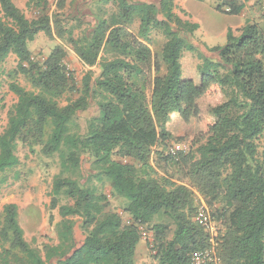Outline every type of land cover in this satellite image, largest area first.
Listing matches in <instances>:
<instances>
[{"label": "trees", "instance_id": "1", "mask_svg": "<svg viewBox=\"0 0 264 264\" xmlns=\"http://www.w3.org/2000/svg\"><path fill=\"white\" fill-rule=\"evenodd\" d=\"M215 2V10L228 16L243 10L239 0ZM29 5L40 9L36 19H26L12 0H0V66L14 55L10 77L20 76L30 87L13 81L8 86L16 103L0 134V185L19 164V145L56 156L50 209L61 220L57 244L45 247L43 259L23 237L17 206L4 205L0 264H135L139 227L148 225L157 264H190L194 253L210 246L193 189L218 224V264H264V29L247 24L237 36L228 30L225 44L209 49L218 61L201 57L194 70L185 53L195 47L184 34L199 26L178 17L174 0H97L93 25L76 37L53 18L57 35L78 59L99 70L97 76L87 72L77 88L62 47H53L41 63L32 57L28 44L41 33L51 37L53 28L43 13L46 0ZM154 32L165 39L158 58L148 46ZM217 92L221 98L215 99ZM91 105L97 115L82 131L77 117ZM174 115L183 124L197 123L194 154H166ZM183 165L186 184L160 178L155 170ZM92 181L126 202L120 213ZM76 223L84 237L80 246Z\"/></svg>", "mask_w": 264, "mask_h": 264}, {"label": "rangeland", "instance_id": "2", "mask_svg": "<svg viewBox=\"0 0 264 264\" xmlns=\"http://www.w3.org/2000/svg\"><path fill=\"white\" fill-rule=\"evenodd\" d=\"M47 6L43 12L51 18L52 35L48 37L39 34L35 40L28 44V48L35 61L41 63L47 57L49 52L55 46L62 47L67 54V68L74 75L76 87L80 88L81 80L87 72L94 73L97 76L99 70L95 67H88L82 63L71 46L60 38L56 29H54L53 18H59V24L64 29L74 30V36H78L80 31L89 30L93 25L92 11L97 0H46ZM130 3L145 2L146 0H128ZM243 4V10L238 16H228L218 13L215 10V0H174L175 13L182 21H188L197 24L198 29L192 34H184V37L191 45L195 47V51L186 52L185 54L192 59L193 69L200 64V58L205 57L213 61H218V55L210 52L209 49L215 46H222L226 41V32L229 30L237 36L244 26L247 24H256L264 29V0H239ZM13 4L24 14L28 20L36 19L40 16V9L30 6V0H12ZM138 21H135L130 27L133 34L137 33ZM164 37L159 32H154L150 36L149 49L154 58L161 53ZM16 68V57L10 55L7 60L0 66V134L6 127L7 116L9 111L16 103V97L9 91V84L13 81L19 86L30 90L25 80L16 76L10 77ZM199 79V77H198ZM198 79L196 82H198ZM147 95L150 96V88L147 89ZM79 95L72 96V99L78 98ZM67 98V97H66ZM214 98H221V93L214 94ZM66 101H61L60 106H64ZM97 115V109L91 105L85 112L77 117V124L80 129L85 130L86 122ZM169 130L172 139L166 147V154L174 152L176 157L178 154H194L197 148V139L200 131L195 121L183 124L177 117L172 116ZM196 143V144H195ZM261 146V145H260ZM261 147L259 151H261ZM172 156V155H171ZM17 157L18 166L11 172L3 175L5 182L0 185V215L2 207L6 204H15L18 212V223L23 231V237L31 247L37 249L44 259L45 247L55 246L57 244L56 225L61 218L58 210H51L50 188L52 177L59 172V162L56 156L45 158L41 156L36 149L34 154L29 153L27 148L22 145L18 146ZM153 165V161H152ZM185 166L168 168L166 166L155 169L158 177L169 178L176 184H186L181 172ZM82 173L85 178L90 174L89 161L86 157L82 158ZM3 179V178H2ZM92 185L98 187L103 192L110 203L113 211L121 212L125 201L114 195L110 196L108 185L99 187L95 182ZM194 199L199 213L206 212L211 219L217 224L211 215V209L208 207L207 201L199 195L194 189ZM61 201V204H64ZM125 220L126 216L122 215ZM197 218V217H196ZM194 218V219H196ZM74 221L76 219H73ZM166 219H155L154 222L164 223ZM151 225L140 226L139 232L141 240L136 246L134 263L135 264H157L153 259V232L150 230ZM219 230V229H218ZM223 228H220V232ZM74 235L76 245L80 246L83 241V235L75 224ZM218 236V231H217Z\"/></svg>", "mask_w": 264, "mask_h": 264}, {"label": "built area", "instance_id": "3", "mask_svg": "<svg viewBox=\"0 0 264 264\" xmlns=\"http://www.w3.org/2000/svg\"><path fill=\"white\" fill-rule=\"evenodd\" d=\"M172 156H176L174 152L171 153ZM198 218L202 220L204 226L207 227L210 239V246L204 250L194 253L191 257L190 264H218L216 257V238H217V225L213 219L209 217L206 212H201Z\"/></svg>", "mask_w": 264, "mask_h": 264}]
</instances>
